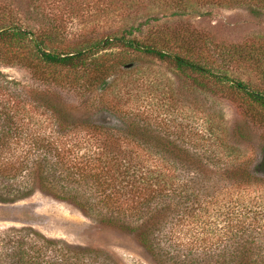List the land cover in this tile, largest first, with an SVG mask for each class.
<instances>
[{
	"label": "trees",
	"instance_id": "1",
	"mask_svg": "<svg viewBox=\"0 0 264 264\" xmlns=\"http://www.w3.org/2000/svg\"><path fill=\"white\" fill-rule=\"evenodd\" d=\"M224 1L264 6V0ZM170 2L186 8L193 0ZM132 33L131 28L124 29L119 35L67 49L59 25L32 31L0 15V63L21 66L40 83L35 89L13 90L0 84V178L12 181L0 186V201L12 202L38 189L102 225L134 235L157 264H264V210L241 203L240 194L235 205L211 210L221 220L220 232L213 231L211 240L203 244L179 235L181 216L196 212L200 200L208 209L228 186L244 189L264 182V147L255 162L232 156L236 148L231 146L228 159L213 161L207 143L215 134L208 129L196 130L198 143L188 146L147 131L139 121L124 122L121 115L119 127L76 122L61 96L73 93L83 105L108 104L105 94L117 68L122 66L120 72L129 68L118 52L105 49L121 46L168 63L196 85L204 86L203 79L223 87L246 116L264 122V90L210 68L238 64L264 85V45L210 49L196 36L167 38L151 33L138 39ZM238 135L248 138L244 132ZM141 150L154 156L145 158ZM126 153L134 156L127 158ZM24 172L25 180L20 177ZM2 260L4 264H118L106 251L24 227L8 237Z\"/></svg>",
	"mask_w": 264,
	"mask_h": 264
},
{
	"label": "rangeland",
	"instance_id": "2",
	"mask_svg": "<svg viewBox=\"0 0 264 264\" xmlns=\"http://www.w3.org/2000/svg\"><path fill=\"white\" fill-rule=\"evenodd\" d=\"M2 13L32 31L51 23L59 25L64 37L62 45L67 49L96 43L130 28L131 37L138 39H145L151 33L167 38L196 36L210 49L243 43L264 45V6L249 2L193 0L191 6L180 8L170 0H0ZM6 19L7 25L10 20ZM105 51L118 52L123 66L129 69L120 72L122 66L117 68L119 71L112 77L113 84L105 94L108 104L97 105L93 101L92 106L83 105L75 94L61 93L76 122L119 127L122 122L117 118L121 115L125 117L124 122L139 121L147 131L155 130L188 146L198 143V137H194L196 130L208 129L215 138L204 144H208L213 161L228 159L230 146L236 148L231 153L234 157L238 154L241 159L255 162L260 156L264 147V122L246 116L223 87L203 79L200 81L204 86L196 85L190 76L151 55L121 46ZM210 68L226 71L229 77L264 90V85L243 66L225 67L218 63ZM0 84L13 90L21 86L35 89L40 83L23 67L0 63ZM53 89L57 88L53 85ZM95 92L97 95L100 91ZM33 114L38 117L36 111ZM238 132H244L248 138L239 137ZM128 146L124 144L125 149ZM141 151L145 158L154 156L148 150ZM126 154L127 158L134 156V153ZM26 175L24 172L20 177L25 180ZM10 182L0 178V186H9ZM239 194L241 203L262 206L260 209L264 210V182L244 189L228 186L208 209L202 199L196 212H185L179 223L182 227L179 235L203 244L211 240L213 231L219 234L221 221L211 210L235 205ZM22 227L71 244L106 251L118 264H157L134 235L102 225L74 205L38 189L12 202L0 201V264H4L2 255L8 237Z\"/></svg>",
	"mask_w": 264,
	"mask_h": 264
}]
</instances>
